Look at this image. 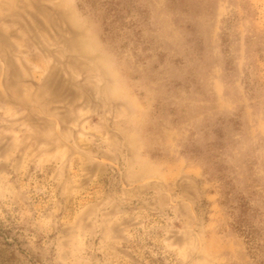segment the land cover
Listing matches in <instances>:
<instances>
[{
  "label": "rangeland",
  "instance_id": "374dc122",
  "mask_svg": "<svg viewBox=\"0 0 264 264\" xmlns=\"http://www.w3.org/2000/svg\"><path fill=\"white\" fill-rule=\"evenodd\" d=\"M0 264H264V0H0Z\"/></svg>",
  "mask_w": 264,
  "mask_h": 264
}]
</instances>
